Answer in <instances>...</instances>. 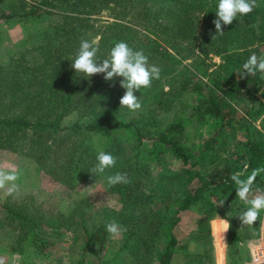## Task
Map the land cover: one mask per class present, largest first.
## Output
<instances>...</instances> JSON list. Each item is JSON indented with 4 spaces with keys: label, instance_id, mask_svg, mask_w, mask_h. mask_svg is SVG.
I'll return each instance as SVG.
<instances>
[{
    "label": "trees",
    "instance_id": "16d2710c",
    "mask_svg": "<svg viewBox=\"0 0 264 264\" xmlns=\"http://www.w3.org/2000/svg\"><path fill=\"white\" fill-rule=\"evenodd\" d=\"M217 4L0 0V20L56 16L39 32L34 47L17 60L0 62V149L25 147L24 155L69 189L104 180L114 198L112 205L98 209L80 199L51 215L38 207L5 203L8 225L16 222L26 228L23 235L35 239L72 233L82 241L73 264H214L209 220L217 206L207 196L230 206L238 197L233 174L243 179L264 169V103L259 96L264 73L242 75L244 62L253 53L259 56L264 43V0L213 37ZM95 38L98 59L109 58L115 43L124 41L160 68L159 79L135 93L139 110L120 107L126 91L122 77L88 78L72 68L81 41ZM99 151L117 161L96 175L90 171ZM115 172L127 173L130 182L109 185L106 177ZM253 188L264 190V171ZM196 208L201 210L196 229L183 242L175 230ZM226 213L222 218L228 222L230 248L240 237ZM112 221L126 231L104 259L101 254L113 240L106 225ZM195 243L199 250H192Z\"/></svg>",
    "mask_w": 264,
    "mask_h": 264
},
{
    "label": "rangeland",
    "instance_id": "374dc122",
    "mask_svg": "<svg viewBox=\"0 0 264 264\" xmlns=\"http://www.w3.org/2000/svg\"><path fill=\"white\" fill-rule=\"evenodd\" d=\"M55 18L54 15L43 14L29 20L21 18L0 20V62H7L9 57L17 60L26 50L34 47L39 32ZM259 56H264V43L259 49ZM30 58L33 59L32 56ZM213 60L218 62L219 58L213 57ZM259 96L264 103V87ZM125 116L128 118L129 114ZM74 118V114L70 116V119ZM258 123L259 121L256 122ZM238 138L243 139L240 135ZM24 152L25 147L20 145L16 146V151L0 149V172L15 174L17 177L15 181L6 182L4 187L0 188V264L76 263L81 252L80 239H74L70 232L56 238L39 235V238L35 239L30 233L23 235L25 227L17 226L16 222L12 225L6 223V213L2 204L38 207L46 215H51L56 211H67L80 199H86L91 206L98 209L112 205L114 198L111 199L105 190L104 180H94L88 186L75 184L69 189L59 180L42 172L31 157L23 154ZM207 198L217 206L209 220L214 264H220V262L228 264L230 260L235 264H264V258L256 261L252 258L253 253L257 255L262 252L264 255V211L260 213L253 225H243L239 215L246 205L238 197L230 206L219 205L215 195H208ZM195 212L196 214L186 217L175 230L176 235L183 242H187L189 233L196 229V220L201 215L200 208H196ZM224 213L230 217L234 231L240 237V241L233 243L230 248L226 239L228 222L222 218ZM220 219L225 220L227 224L221 258L217 254L213 234V222ZM112 239V242L108 244L109 250L101 254L104 259L109 258L116 250L120 235L112 236ZM194 247L199 250L200 245L193 244L192 250ZM180 261L182 260H177L176 264H181Z\"/></svg>",
    "mask_w": 264,
    "mask_h": 264
},
{
    "label": "clouds",
    "instance_id": "9594fccd",
    "mask_svg": "<svg viewBox=\"0 0 264 264\" xmlns=\"http://www.w3.org/2000/svg\"><path fill=\"white\" fill-rule=\"evenodd\" d=\"M257 6V0H218L216 19L213 21L216 35H223L222 25L227 26L233 23L238 16L251 13ZM99 47L95 40H82L78 53L72 63V68L76 73H83L90 78L95 74H104L105 80H113L114 77H122L120 82L126 91L120 99V107H126L130 111H137L141 108L140 97L136 96L141 88H149L153 80L159 79L160 68L149 62L148 56L143 50H134L126 42L115 43L111 48L109 58L98 59ZM242 75H254L257 72L264 73V56H257L253 53L244 62ZM97 163L91 169L92 174L101 175L106 170L116 166L117 158L111 153L99 151L96 156ZM264 169H254L246 178H241L240 173L233 174L231 179L236 184V196L239 197L246 207L240 213L239 219L243 225H253L264 211V190L253 188L255 178ZM15 174H5L0 172V188L6 182L15 181ZM107 183L111 186L117 184H127L129 179L127 173L115 172L106 177ZM225 200H220L219 205H223ZM106 230L112 236L120 235L126 231L122 225L116 221L109 222Z\"/></svg>",
    "mask_w": 264,
    "mask_h": 264
},
{
    "label": "bare ground",
    "instance_id": "6f19581e",
    "mask_svg": "<svg viewBox=\"0 0 264 264\" xmlns=\"http://www.w3.org/2000/svg\"><path fill=\"white\" fill-rule=\"evenodd\" d=\"M226 221L225 220H214L213 222V234L215 240V247L217 250L218 256L222 257V251L225 242V232H226ZM220 264H222L220 262Z\"/></svg>",
    "mask_w": 264,
    "mask_h": 264
},
{
    "label": "built area",
    "instance_id": "2783aa9c",
    "mask_svg": "<svg viewBox=\"0 0 264 264\" xmlns=\"http://www.w3.org/2000/svg\"><path fill=\"white\" fill-rule=\"evenodd\" d=\"M252 258L255 259V261H256V260H260V259L264 258V255L262 254V252H259V254H257V255H255L253 253V257ZM261 264H263V263H261Z\"/></svg>",
    "mask_w": 264,
    "mask_h": 264
}]
</instances>
